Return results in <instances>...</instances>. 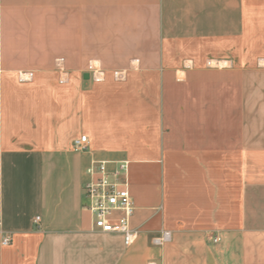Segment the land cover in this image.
Here are the masks:
<instances>
[{
    "label": "crops",
    "instance_id": "1",
    "mask_svg": "<svg viewBox=\"0 0 264 264\" xmlns=\"http://www.w3.org/2000/svg\"><path fill=\"white\" fill-rule=\"evenodd\" d=\"M98 162L129 247L83 208ZM0 216V264H264V0H0Z\"/></svg>",
    "mask_w": 264,
    "mask_h": 264
},
{
    "label": "built area",
    "instance_id": "2",
    "mask_svg": "<svg viewBox=\"0 0 264 264\" xmlns=\"http://www.w3.org/2000/svg\"><path fill=\"white\" fill-rule=\"evenodd\" d=\"M63 60H59L62 62ZM90 72H96L93 65L88 66ZM33 74L29 75L31 79ZM116 76L118 74L116 73ZM87 137L83 136L74 142L77 151L87 149ZM108 162L93 163L87 170L90 179L83 185V208L90 213L95 230L115 234L122 237L124 245L131 246L138 237V230L131 228L130 220L136 210L134 200L129 190V183L125 177L126 165L120 163L113 170H109ZM38 217L36 221L38 222ZM2 218L0 216V234L2 245L9 246L12 243V235L2 230ZM171 240L170 232H162L155 237L153 244L162 246ZM214 239V243L218 242Z\"/></svg>",
    "mask_w": 264,
    "mask_h": 264
},
{
    "label": "rangeland",
    "instance_id": "3",
    "mask_svg": "<svg viewBox=\"0 0 264 264\" xmlns=\"http://www.w3.org/2000/svg\"><path fill=\"white\" fill-rule=\"evenodd\" d=\"M60 60H62V59H60Z\"/></svg>",
    "mask_w": 264,
    "mask_h": 264
}]
</instances>
